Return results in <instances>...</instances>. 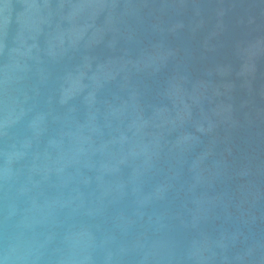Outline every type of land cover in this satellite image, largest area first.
I'll return each instance as SVG.
<instances>
[{
    "label": "water",
    "instance_id": "obj_1",
    "mask_svg": "<svg viewBox=\"0 0 264 264\" xmlns=\"http://www.w3.org/2000/svg\"><path fill=\"white\" fill-rule=\"evenodd\" d=\"M0 264H264V0H0Z\"/></svg>",
    "mask_w": 264,
    "mask_h": 264
}]
</instances>
